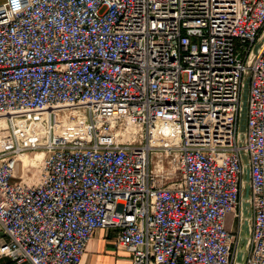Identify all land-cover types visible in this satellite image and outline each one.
I'll return each mask as SVG.
<instances>
[{"label":"built area","instance_id":"built-area-1","mask_svg":"<svg viewBox=\"0 0 264 264\" xmlns=\"http://www.w3.org/2000/svg\"><path fill=\"white\" fill-rule=\"evenodd\" d=\"M101 229L130 264H264V0L0 2V259Z\"/></svg>","mask_w":264,"mask_h":264},{"label":"crops","instance_id":"crops-1","mask_svg":"<svg viewBox=\"0 0 264 264\" xmlns=\"http://www.w3.org/2000/svg\"><path fill=\"white\" fill-rule=\"evenodd\" d=\"M228 228H235L232 216L226 219ZM116 232L112 229H101L93 233L87 244L80 264H130V255L115 246ZM5 241L0 232V246ZM0 264H10L7 259H0Z\"/></svg>","mask_w":264,"mask_h":264},{"label":"water","instance_id":"water-1","mask_svg":"<svg viewBox=\"0 0 264 264\" xmlns=\"http://www.w3.org/2000/svg\"><path fill=\"white\" fill-rule=\"evenodd\" d=\"M248 83H249V74H246L243 78V84L241 89V109L239 114L238 120V127L240 133V140H243V135L245 132V120H246V98H247V90H248ZM242 144V143H240ZM241 159L244 165V183H245V196L242 198V205H243V217L244 222L242 226L241 238L245 243L247 236H248V218L249 213L247 211L248 208V192H249V176H248V163L247 158L244 153L241 154ZM244 256H245V247H243L237 252L236 254V262L240 264H244Z\"/></svg>","mask_w":264,"mask_h":264},{"label":"rangeland","instance_id":"rangeland-1","mask_svg":"<svg viewBox=\"0 0 264 264\" xmlns=\"http://www.w3.org/2000/svg\"><path fill=\"white\" fill-rule=\"evenodd\" d=\"M2 0H0V2H1ZM34 155H36V157H35V160H40L41 158H42V153H37V154H28L26 157L27 158H25V164L24 165H30V166H35V161H34V159H32L33 158V156ZM30 170V172H36L37 171V169H35V168H33V169H29ZM245 196V190H244V193H243V195H242V198ZM235 226V228L237 227L236 225H234ZM240 248H242V245H241V247ZM241 251V250H240ZM236 260V259H235ZM236 264H240L239 262L237 263L236 262Z\"/></svg>","mask_w":264,"mask_h":264},{"label":"bare ground","instance_id":"bare-ground-1","mask_svg":"<svg viewBox=\"0 0 264 264\" xmlns=\"http://www.w3.org/2000/svg\"><path fill=\"white\" fill-rule=\"evenodd\" d=\"M57 130L60 131L61 128H58ZM240 143L243 144V140H240ZM24 164H25V158H22L20 161H18L16 168L21 169V166H23ZM240 250H241V249H240ZM240 252H241V251H240Z\"/></svg>","mask_w":264,"mask_h":264},{"label":"clouds","instance_id":"clouds-1","mask_svg":"<svg viewBox=\"0 0 264 264\" xmlns=\"http://www.w3.org/2000/svg\"><path fill=\"white\" fill-rule=\"evenodd\" d=\"M13 3L15 4V0H13Z\"/></svg>","mask_w":264,"mask_h":264}]
</instances>
